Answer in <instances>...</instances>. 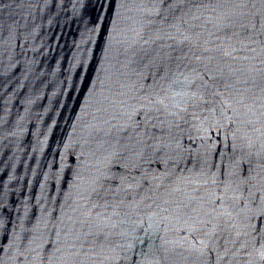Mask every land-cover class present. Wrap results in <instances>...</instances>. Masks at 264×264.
I'll use <instances>...</instances> for the list:
<instances>
[{"label": "water", "instance_id": "95a60500", "mask_svg": "<svg viewBox=\"0 0 264 264\" xmlns=\"http://www.w3.org/2000/svg\"><path fill=\"white\" fill-rule=\"evenodd\" d=\"M0 264H264V0H0Z\"/></svg>", "mask_w": 264, "mask_h": 264}]
</instances>
